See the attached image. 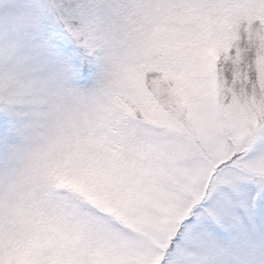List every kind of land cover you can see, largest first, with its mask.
Wrapping results in <instances>:
<instances>
[{
  "label": "snow or ice",
  "instance_id": "1",
  "mask_svg": "<svg viewBox=\"0 0 264 264\" xmlns=\"http://www.w3.org/2000/svg\"><path fill=\"white\" fill-rule=\"evenodd\" d=\"M0 264H264V0H0Z\"/></svg>",
  "mask_w": 264,
  "mask_h": 264
}]
</instances>
